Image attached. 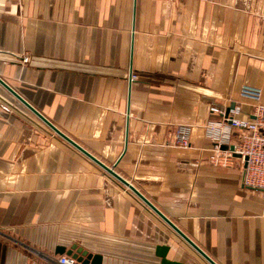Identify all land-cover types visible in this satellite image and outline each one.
I'll return each instance as SVG.
<instances>
[{"label": "crops", "instance_id": "0c3cea01", "mask_svg": "<svg viewBox=\"0 0 264 264\" xmlns=\"http://www.w3.org/2000/svg\"><path fill=\"white\" fill-rule=\"evenodd\" d=\"M0 78L216 264H264L261 192L211 164L204 128L212 107L249 117L245 86L264 104V0H0ZM164 245L209 264L0 84V264H161Z\"/></svg>", "mask_w": 264, "mask_h": 264}, {"label": "built area", "instance_id": "2783aa9c", "mask_svg": "<svg viewBox=\"0 0 264 264\" xmlns=\"http://www.w3.org/2000/svg\"><path fill=\"white\" fill-rule=\"evenodd\" d=\"M26 60V59H25ZM135 79L131 77V81ZM241 97L249 100L251 112L246 119L242 105L225 109L212 107L211 114L221 117L218 121L208 122L204 128L213 143V155L210 162L214 166L229 168L239 161L243 165L244 185L260 191L263 200L264 215V104L263 91L258 88L245 86ZM181 134H185L182 132ZM188 146V142H184ZM224 147H227L225 150ZM234 147V151L231 150ZM235 155L240 156L236 157ZM53 264H83L71 256H59Z\"/></svg>", "mask_w": 264, "mask_h": 264}, {"label": "water", "instance_id": "95a60500", "mask_svg": "<svg viewBox=\"0 0 264 264\" xmlns=\"http://www.w3.org/2000/svg\"><path fill=\"white\" fill-rule=\"evenodd\" d=\"M0 84L9 91L18 101H20L26 108H28L32 113H34L39 119H41L50 129H52L57 135L63 138L65 141L70 143L72 146L77 148L83 154H85L88 158L94 161L98 166H100L103 170H105L108 174H110L113 178H115L122 185L127 187L132 193H134L142 202H144L156 215H158L173 231H175L190 247H192L201 257H203L209 264H216L196 243H194L188 236H186L172 221H170L161 211H159L144 195H142L131 183L122 178L113 168L108 167L93 155L85 151L82 147H80L77 143H75L72 139L63 134L60 130H58L48 119H46L41 113H39L34 107H32L24 98H22L14 89H12L4 80L0 78ZM226 150L227 147H224ZM231 150L234 151V147H231ZM239 157L238 155H235ZM170 251L169 246H158L156 249V256L161 259V264H185L179 261H174L168 259V254ZM58 254L64 255L66 254V249L59 248ZM68 256L82 262L83 264H102L103 258L99 255H93L82 249L77 247H73L71 251H69Z\"/></svg>", "mask_w": 264, "mask_h": 264}]
</instances>
